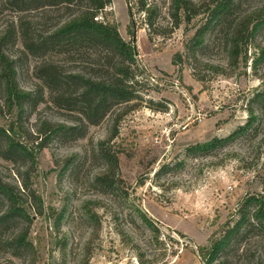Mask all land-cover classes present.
<instances>
[{
    "label": "rangeland",
    "instance_id": "obj_1",
    "mask_svg": "<svg viewBox=\"0 0 264 264\" xmlns=\"http://www.w3.org/2000/svg\"><path fill=\"white\" fill-rule=\"evenodd\" d=\"M193 1L202 7L201 15L169 37L152 35L144 15L132 28L126 0H112L106 10L122 39L136 43L132 90L142 106L120 122L106 148L117 158L110 186L98 179L108 168L100 144L115 132L112 118L90 124L81 115V83L67 82L75 75H106L99 65L103 58L87 43L33 55L18 36L9 38L6 50L17 83L33 95L25 128L35 133L50 123L66 127L37 155L32 177V188L51 215L36 217L30 230L37 264H202L197 249L244 198L262 193L264 103L253 105V116L247 106L264 91V26L243 45L247 61H231L229 35L232 22L264 7V0H237L227 21L210 24L195 56L220 66L225 71L220 75L196 67L188 49L222 0ZM149 2L161 8L156 23L167 25L168 1ZM41 10L0 5V32L21 18L28 38L36 39L67 18L57 11L45 17ZM50 65L61 78L54 84H47L44 73ZM61 95L72 98L70 106L60 102ZM8 122V116L0 117V126ZM19 164L0 158V178L20 186ZM8 238L9 227L0 235V264H28L32 253L15 257ZM240 249L248 251L246 256L235 255L230 264H264V235L250 236Z\"/></svg>",
    "mask_w": 264,
    "mask_h": 264
},
{
    "label": "trees",
    "instance_id": "obj_2",
    "mask_svg": "<svg viewBox=\"0 0 264 264\" xmlns=\"http://www.w3.org/2000/svg\"><path fill=\"white\" fill-rule=\"evenodd\" d=\"M167 1L169 23L161 26L156 23L161 14L158 4L149 0H126L132 28L135 27L134 19L144 15L142 20L152 35L169 37L183 23H191L202 13V7L193 0ZM236 2L237 0H222L211 11L207 23L191 39L192 46L188 49V53H191L190 59L197 62L196 67L203 66L216 75L225 72L220 66L199 62L195 51L202 44L210 24L214 21H227L231 6ZM111 3L112 0H0V5L10 6L20 12L43 9L41 11L47 14L44 15L45 17L53 11L63 12L67 16L65 20L52 26L53 31L36 39L28 38L21 18L16 20L15 25H10L0 32V92L4 96V103L0 105V117L8 116L11 120L7 127L0 126V158L12 163L13 166L21 162V167L17 169L20 186L0 178V235L9 227L7 239L9 248L13 249L15 257L20 251L31 252L32 256L28 264H37L35 247L28 239L34 220L36 217L44 216L51 218V215L45 211L41 198L32 188V177L38 170L37 155L47 148L51 136L64 132L66 127L50 123L45 124L35 133L25 128L23 121L33 95L19 87L15 62L6 50L7 43L9 38L18 36L25 49L33 55H39L43 50L49 51L50 48L87 43L95 50L96 57L103 58L104 62L100 60L99 65L101 69L105 68L109 71H106V75L97 77L75 75L69 77L67 82L81 83L80 101L83 103L81 115L90 124L96 125L109 114L112 118L115 132L100 144V151L107 159L108 168L98 179L110 186L111 182L108 180L115 173L117 158L106 148L117 135L116 130L120 122L142 107L135 103V91L132 90L137 82L135 76H131V69L134 65L138 66V51L132 43L129 44L122 39L116 24L109 22L105 17ZM262 26H264V7L253 10L232 22L229 35L231 61H247L244 58L246 52L243 50V45L246 41H250ZM131 34L135 36L133 30ZM151 38L148 37L150 43H152ZM261 51L264 54V49ZM50 66L51 71L44 73L48 77L47 84H54L61 78L56 72V67ZM71 99L70 96L59 97L60 102L68 106L71 104ZM257 103H264V91L257 93L248 103L247 109L252 116L254 115L252 107ZM114 107H117L116 110L111 112ZM56 221V228L59 229V218ZM253 235H264V181L262 193L244 198L235 213L212 233L207 245L197 249L198 256L202 264H230L235 255L246 256L248 251L241 252L240 247Z\"/></svg>",
    "mask_w": 264,
    "mask_h": 264
},
{
    "label": "water",
    "instance_id": "obj_3",
    "mask_svg": "<svg viewBox=\"0 0 264 264\" xmlns=\"http://www.w3.org/2000/svg\"><path fill=\"white\" fill-rule=\"evenodd\" d=\"M134 46H136V43H134Z\"/></svg>",
    "mask_w": 264,
    "mask_h": 264
}]
</instances>
